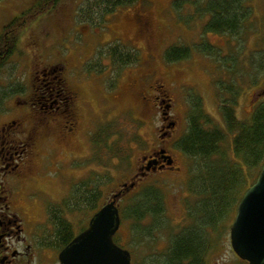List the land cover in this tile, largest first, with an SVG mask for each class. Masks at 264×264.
I'll list each match as a JSON object with an SVG mask.
<instances>
[{"label":"flooded vegetation","instance_id":"1","mask_svg":"<svg viewBox=\"0 0 264 264\" xmlns=\"http://www.w3.org/2000/svg\"><path fill=\"white\" fill-rule=\"evenodd\" d=\"M106 1L96 0L94 2L98 13L92 9H79L75 14V17L79 19L72 17V20H69L63 28L65 32L63 39L70 30L81 37L80 49L68 44L70 47L64 52H45L44 56H41L37 54L39 47L35 49L33 44L34 57L27 64V74L24 72L26 77L8 80L6 84H3V90H0V264H62L58 256L59 252L80 231L88 227L90 217L101 206L108 203L111 195L121 188L119 186V189L110 193L105 202L101 201L100 180L94 172L95 169L91 167L97 160L95 156L97 145L94 136L99 128L94 129L92 126L100 114L92 117L93 107L89 105L86 95V77L79 72L84 63L71 61V59L75 61L81 58L84 54L89 55L87 49L92 48L91 55L92 58H96L97 69H100L101 64L103 65L102 70L104 69V61H102L104 55L113 62L114 65L110 67L111 72L115 74L109 86L111 90L119 87L118 81L122 79L118 70L126 69L129 72L125 81L132 96L129 97L131 101H128L124 108L119 109V104L115 102L118 99V91H115L112 96L108 94V103L111 97L115 102L110 101L109 103L112 114L116 116L131 113L137 120L138 117L136 118L133 113L137 110L145 117L142 121H146L154 115V111L160 118L159 125L155 127L158 136L157 138L155 136L149 145L150 152L140 155L138 168L130 177L135 178V185L120 198L134 190L151 172L160 174L161 172H172L178 168L174 164L176 159L170 153L169 148L171 145L176 148L175 142L183 135L179 134L180 114L171 113L174 109L171 91L167 89L164 81L156 76L154 70H149L147 46L152 45L150 40L156 33L151 16L158 9V3L156 0H119L118 3L112 0L110 11H106L101 4L99 5L100 2L102 5L106 4ZM259 3L260 0H165L160 10L166 18L167 16L172 19L173 17L177 19L178 16L183 18V25L175 27L183 30L192 28L199 31V38L191 42L192 45H177L187 46L190 49L194 47L197 49L196 54L201 53L208 57L213 52L207 47L214 45L210 40V35L222 34V36L237 37L240 28L244 26L242 22L247 16L245 12L254 11ZM49 12L51 11L44 12V15ZM101 13L103 17L109 16L116 21L121 19L122 24L126 20L130 21L133 24L131 26L133 30L123 28L125 33L121 36L120 29L122 28H116L119 32L115 34L114 40L97 51V44L102 45L103 40L101 41V33L93 32L91 25L100 24L92 21L94 20L93 15H101ZM230 13L234 14L233 18L228 17ZM231 26L237 31L231 30ZM219 29L223 33H218ZM4 36L7 42L6 32ZM134 37L142 39V49L147 50L138 75L132 73L137 61L133 63L127 60L124 64H120L112 59L113 54L118 55L120 50L128 53L134 50L137 52L140 45H136ZM241 50L242 47L239 51ZM87 56L86 61L90 59ZM180 60H187V57ZM98 90L102 92L101 88ZM263 97L264 95L257 94L255 102ZM183 101V117L187 120L188 111L196 102L193 100L192 104H189L184 99ZM86 116H88V121H91L90 123H84ZM105 120L108 122V118H105L104 122ZM104 125L99 126L106 130ZM77 143L86 146L87 152L84 155L75 149ZM87 156L91 160L90 166L88 163L82 164ZM84 170L92 172L90 179L84 180ZM89 182L93 183L96 201L91 215L87 218L88 212L85 205L81 210H77L84 214L80 218L82 221L77 231L72 229V224L67 219V225L58 224L55 221L56 214L59 213L66 217V205L75 204L78 198L84 201L85 195L91 194L86 191L90 185ZM44 184L57 185L55 197L46 190ZM67 188L70 190L65 197L64 191ZM34 192L40 197H34ZM161 194L164 196L162 191ZM24 200L25 203L36 202L42 210L43 207L46 208L42 212L44 214L42 220H34L30 217L28 208L23 205ZM119 204L120 199L117 201L118 209ZM69 226L72 234L71 238L66 241L63 231ZM186 228L181 232H184ZM188 228L196 229L195 226ZM119 229L120 227L113 235L114 241L121 247H125L124 244L115 240ZM240 260L242 264H248Z\"/></svg>","mask_w":264,"mask_h":264},{"label":"rangeland","instance_id":"2","mask_svg":"<svg viewBox=\"0 0 264 264\" xmlns=\"http://www.w3.org/2000/svg\"><path fill=\"white\" fill-rule=\"evenodd\" d=\"M164 1L156 0L159 7L151 16V22L156 33L154 32L155 35H152L150 40L152 45L147 46L149 70H154L156 76L164 81L167 89L172 93L174 109L171 113L174 115L176 113L180 114L179 134H184L187 128L186 117H183L182 112L184 108L183 99L189 104H192L191 101L194 100L195 104H199L202 107V110L205 111L212 122L220 125L224 124L220 104L226 102L225 99H235L234 109L237 117L240 120L247 119L254 110L255 101L257 100L256 95H264V93L262 94L264 90V1L260 0L254 11L245 12L247 16L244 18L245 21L242 22L244 26L240 28L237 37L222 36V34L219 36L210 35V40L214 45L206 47L207 49L212 48L213 53H211V56L205 57L201 53L196 54L197 49L192 47L187 60H178V62H168L164 59L166 47L174 44L192 45L191 42L198 40L199 31L197 32L192 28L183 30L175 27L176 25H183V18H179V16L177 19L175 17L172 19L169 16H167L168 18L164 17L160 10ZM35 2V0H0L1 31L5 23L13 18L15 14ZM94 2L96 1L58 0L55 8L50 10L51 12L47 13V15L41 13L33 19L31 18V20L28 19V23L21 29L16 49L0 68V90H3L2 86L8 80H18L26 77L24 72L28 69L27 64L34 57L32 52L33 44L35 49L39 47L37 54L39 53L41 56H44L45 52H64L70 46L80 49L82 46L81 37L70 30L66 38L63 39L62 36L65 33L63 28L69 20H72V17H75L79 9H92V11L98 13ZM100 4L102 7L101 2ZM93 16L94 20L92 19V22L100 24L95 25L93 23L91 29L93 32H100L101 41L103 40L102 45L97 44V51L114 40L115 34L119 32L118 29L122 28L120 29L122 31L121 36L125 33L124 29L133 30L131 29L133 24L130 21L126 20L122 24L120 22L121 19L116 21L109 16L103 17V13ZM75 19L78 20L79 18L75 17ZM108 26L109 28L107 29ZM134 39L136 40V45L141 47H138V59L132 70L134 75H138L140 72L139 68L142 65L141 62L147 50L142 49V39L138 37H134ZM241 47L242 50L239 51ZM91 51L92 48H89L87 49L89 55L84 54L81 58H77L75 61L71 59V61L79 64L84 63L79 72L86 77L88 89L86 88L87 92H85L89 105L93 107L92 117L100 114V117L95 120L92 127L94 129L99 127L97 128L99 130L103 128L99 125L105 124L106 130L108 129V131L105 130V133L109 138L106 139V144L102 143V140L97 143L99 146L96 147V153L94 152L97 160L91 166L95 169L94 172L100 180L101 201L105 202L110 193H113L115 189H119L121 183L130 181V177L133 176L138 168L137 166L141 159L140 155L150 152L149 145L155 139V136L156 138L158 136L155 127L159 125L160 118L154 111V115H150L152 117H149L146 121H142L145 117L137 110L133 112L134 116L138 117L137 120L134 119L131 113L116 116L112 114V109H110L109 105L110 101L111 103L116 102L119 104V109L124 108L127 105L126 103L131 101L129 97L132 96L125 81L129 72L126 69H119V76L122 75V79L118 81L120 88L117 87L111 90L109 86L113 82L115 74L111 72L112 68L110 67L114 65L113 62L104 55L102 59L104 61V69L102 70V64L100 69H97L96 58H92ZM87 55L90 57L88 61H86L88 58H85ZM225 87H230V91L228 92ZM90 88H92V92H90ZM99 88H101L102 92L98 90ZM118 88L119 90H117ZM115 91H118V99L113 102V97H111L108 103L107 95L110 94L112 96ZM96 92L98 93L96 94ZM258 102H264V97L256 103ZM105 118H108V122L105 120L107 123L104 122ZM88 122L90 123L91 121H88V116H86L84 123ZM99 137L105 142L103 134ZM231 137V135H227L221 144V149H225L230 155L232 152ZM78 143L75 149L84 155L87 152V148L84 144L80 143L78 145ZM169 151L176 159L174 164L178 167L177 170L161 172L160 174L151 172L141 180L140 184L130 194L123 196L120 200L121 209L132 202V196L138 193L143 186H157L161 188L164 194L165 211L161 217L166 220V223L162 225L161 229H159L160 226L156 230L154 229L152 234L148 235L146 232H140L141 234L139 235V232H134L135 229L132 228L135 226L132 220H121L116 241L124 244L129 249L132 254V264H161L159 260H163L165 253H168L169 238L180 233L186 227L195 226L201 232L202 236L200 238L203 242L206 243L207 239L211 241L210 247L207 248L208 251L205 253V264H242L231 248L229 227L234 219L237 207V203H234L235 199L240 196L237 192L244 184L239 182L236 190L230 195L228 204H234V208L225 210L223 207L224 200H222L223 202L218 200L219 196L210 192L212 185L222 176L217 173L219 169L218 163L208 164L196 172V164L200 161V158L185 155L172 145ZM90 162L91 160L87 156L83 159L82 164L88 163L90 166ZM91 175L92 172L84 170V180L90 179ZM197 175H200V177ZM202 179L206 180L208 188L202 185L200 181ZM88 184L90 185L86 191L93 192V183L89 182ZM44 187L52 196H56L57 185L44 184ZM69 190L67 188L64 191L65 197ZM34 193V197H40L38 193ZM23 205L28 208L31 218L42 220L44 215L42 212L46 208L43 207L42 210L41 206L36 202L25 203V200ZM92 207L89 205L86 207L87 218L91 215ZM209 214L213 216L221 214L224 220L217 225L207 222L206 225L202 226L201 223L200 226L201 218L208 217ZM83 215L79 211L67 210L66 219L72 224L74 231L79 229L82 221L80 218ZM149 226H151V221L146 216L142 223L139 224V227Z\"/></svg>","mask_w":264,"mask_h":264},{"label":"trees","instance_id":"3","mask_svg":"<svg viewBox=\"0 0 264 264\" xmlns=\"http://www.w3.org/2000/svg\"><path fill=\"white\" fill-rule=\"evenodd\" d=\"M35 1L34 4L20 11V13L15 14L13 18L7 21L2 31L0 29V68L6 63V59L14 49H16L17 40H19V36L21 35V29L28 23L27 20H31V18L33 19L38 14L53 9L58 2V0ZM107 1L102 7H104L106 11H110L113 2L112 0ZM118 2L119 0H115L114 3ZM228 17L233 18L234 14L230 13ZM230 29L237 31L232 26ZM5 32L8 37L7 42L4 39ZM218 33H223V31L219 29ZM166 49L167 50L164 52V59L168 62H178L181 58L187 57L191 51L187 46L175 44L168 46ZM112 57V59L120 64H124L127 60L134 63L138 59V53L135 50L130 53L120 50L118 55L114 53ZM225 89L228 90V92L230 91V87H225ZM225 100L226 102H222L220 106L224 121L223 125L212 122L199 104L190 107L189 115L186 120V131L175 144L176 148L185 155L200 158V161L196 164V172L198 169H203L208 164L213 165L212 163H218L219 169L217 173L222 176L212 185L210 192L219 196L218 200H224L223 207L225 210H232L234 204H228L231 193L236 190L239 185L238 183L242 182L244 185L237 192L242 196L241 194L243 191L246 190L250 183L258 176V172L264 163V102H255L253 112L247 119L240 120L234 109L235 99ZM106 131H108V129ZM106 131L100 128L95 133L94 137L96 138L97 146H99L97 143H100L101 140L102 143L106 144V139L109 138L105 133ZM101 134L105 137V142L99 137ZM227 135L232 136L231 155L228 154L225 149H221L222 141ZM197 176L200 177V175ZM249 177H251V179H249ZM200 181L204 187L206 186V188H208L206 180L202 179ZM162 196L161 188L154 185L143 186L138 193L132 196L131 203L125 205L121 209L119 208L121 220H132L135 225L132 228L135 229L134 232L138 231L139 235L145 232L148 235L152 234V232H154L153 230H156L159 226V229H161L162 225L166 223V220L161 217L165 211ZM240 196H238L237 199L234 198L236 200L234 202L235 204L240 199ZM95 203L93 191L90 195H85L84 201L78 198L75 204L66 205L65 210L66 212L68 209L77 211L79 209L81 210L84 205L85 207L88 205L91 207L95 206ZM146 216L149 217L151 226L140 228L139 224L142 223V220ZM223 220L224 218L221 214H217L216 216L209 214L208 217L201 218L200 226L201 223L203 226L206 225L207 222L217 225L223 222ZM55 221H57L58 224L67 225L66 217L59 213L55 215ZM63 232H65L66 241L68 238H71L72 231L70 226ZM201 236L202 234L198 229L191 230L190 228H186L184 232L175 234V236L169 238L170 246L168 253H165L163 256L164 259L159 260V262L161 264H205V253L208 251L207 248L210 247L211 241L207 239L208 241L205 243L201 240Z\"/></svg>","mask_w":264,"mask_h":264},{"label":"water","instance_id":"4","mask_svg":"<svg viewBox=\"0 0 264 264\" xmlns=\"http://www.w3.org/2000/svg\"><path fill=\"white\" fill-rule=\"evenodd\" d=\"M134 185V177L123 182L90 217L88 227L59 252L62 264H130L131 253L115 243L113 235L121 224L117 201ZM241 195L229 227L231 248L248 264H264V163Z\"/></svg>","mask_w":264,"mask_h":264},{"label":"bare ground","instance_id":"5","mask_svg":"<svg viewBox=\"0 0 264 264\" xmlns=\"http://www.w3.org/2000/svg\"><path fill=\"white\" fill-rule=\"evenodd\" d=\"M120 227V226H119ZM117 231V230H116Z\"/></svg>","mask_w":264,"mask_h":264}]
</instances>
